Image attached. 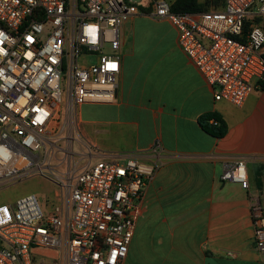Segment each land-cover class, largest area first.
Instances as JSON below:
<instances>
[{"label":"built area","instance_id":"2783aa9c","mask_svg":"<svg viewBox=\"0 0 264 264\" xmlns=\"http://www.w3.org/2000/svg\"><path fill=\"white\" fill-rule=\"evenodd\" d=\"M141 10L174 27L178 47L214 100L240 105L264 86V27L254 20L264 15V0H222L219 8L196 12H174L170 0H0V187L32 176L56 186L46 209L35 193L0 204V264L125 258L145 185L161 163L160 142L149 148V161L114 152L75 169L69 168L75 138L66 136L60 146L61 135L50 132L65 127L63 112L78 127L81 105L115 100L119 27ZM90 56L92 62L80 63ZM79 135L89 155L96 153ZM220 179L248 189L245 159L227 162ZM249 214L254 247L264 254V204L252 195Z\"/></svg>","mask_w":264,"mask_h":264},{"label":"crops","instance_id":"0c3cea01","mask_svg":"<svg viewBox=\"0 0 264 264\" xmlns=\"http://www.w3.org/2000/svg\"><path fill=\"white\" fill-rule=\"evenodd\" d=\"M117 81L112 103L79 110L97 150L90 161L114 152L149 161L151 145L162 147L121 264H264L249 214L251 195L264 204V86L240 105L214 100L187 56H121ZM211 111L226 123L220 138L199 125ZM236 157L245 159L248 189L220 179Z\"/></svg>","mask_w":264,"mask_h":264},{"label":"rangeland","instance_id":"374dc122","mask_svg":"<svg viewBox=\"0 0 264 264\" xmlns=\"http://www.w3.org/2000/svg\"><path fill=\"white\" fill-rule=\"evenodd\" d=\"M174 2V0H170ZM205 2L207 0H199ZM207 7H210L207 4ZM212 8H214L212 6ZM256 21L264 24V15H260L256 18ZM175 30L171 24L165 19L153 18L145 11L141 10L140 13L131 16L124 21L119 27V45L116 51V55L121 56H185L175 42ZM109 48L105 46V50ZM94 58L92 56L80 58V63L92 62ZM82 106V105H81ZM98 104H85L84 110L91 111L96 108ZM81 108V107H80ZM81 117L87 119V114L78 112V127L74 123L72 115L65 112L61 114V124L65 122V127L61 128L56 125L51 134H60L62 140L59 142L61 146L63 139L66 136H73L75 139L69 138V168H80L90 159V155L87 146H84L83 141L79 138L81 133V124L86 125V122L81 120ZM82 134V133H81ZM83 135V134H82ZM84 139L85 136L83 135ZM72 141L75 142L72 147ZM61 155V152H57V156ZM57 169L62 172L65 167L63 160L57 165ZM56 186L49 180L40 176L27 177L22 180L13 182L6 186L0 187V204L11 203L18 197L29 193H35L41 206L46 209L48 202L53 198L54 190ZM50 260H46L44 264H49Z\"/></svg>","mask_w":264,"mask_h":264},{"label":"trees","instance_id":"16d2710c","mask_svg":"<svg viewBox=\"0 0 264 264\" xmlns=\"http://www.w3.org/2000/svg\"><path fill=\"white\" fill-rule=\"evenodd\" d=\"M207 4H209L210 7H207ZM221 4L222 0H207L205 2H201L199 0H174V2H171V10L174 12L206 11L211 9L212 6L214 9L219 8ZM257 17L254 18L255 21ZM248 24L249 22L247 21L245 23V29L248 28ZM261 25L264 27V24ZM198 122L205 132L216 138H220L226 133V123L215 111L206 112L200 115L198 117Z\"/></svg>","mask_w":264,"mask_h":264}]
</instances>
